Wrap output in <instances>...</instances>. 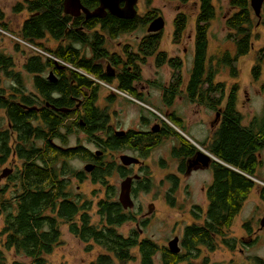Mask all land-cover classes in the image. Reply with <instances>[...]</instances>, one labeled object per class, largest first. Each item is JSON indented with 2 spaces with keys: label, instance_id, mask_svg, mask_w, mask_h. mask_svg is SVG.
Masks as SVG:
<instances>
[{
  "label": "trees",
  "instance_id": "16d2710c",
  "mask_svg": "<svg viewBox=\"0 0 264 264\" xmlns=\"http://www.w3.org/2000/svg\"><path fill=\"white\" fill-rule=\"evenodd\" d=\"M179 1L183 3L187 0ZM62 2L23 0L16 3L12 11L24 10L27 16L15 32H10L2 22L0 10L1 30L9 31L42 50L39 52L30 48L31 53L22 63V68L32 74L35 93L26 92L21 73L14 69L12 56L0 50V73L3 76L0 78V110L3 113L0 121V166L14 159L20 161L0 184V264H45V256L61 241L62 224L85 244V251L94 246L102 249L88 264H126L135 259L136 254L139 264H154L155 254H159V264H207V256L202 255L200 247L213 250L217 247L216 238L232 250L235 239L227 238L225 234L256 184L251 177L258 178L255 175L260 165L258 153L264 148V104L261 115L253 116L244 124L243 115L236 108L237 82L226 84L216 80L215 76L217 66L224 63L229 66V74L235 77L237 69L234 61L252 49L248 0H228L229 6L235 10L225 18L224 23L229 31L227 37L233 39L234 49L232 54L227 50L221 52L215 63L207 53L209 20L214 16V8L211 0H198L193 56L185 82L181 74V58L168 56L160 50V30L147 32L138 40L135 50L130 44H122L117 51H109L105 47L106 39L133 30L139 20L148 21L151 18L149 14H156V10H146L143 17L136 15L128 19L108 12L104 16L86 17L83 13L70 16L63 12ZM80 3L89 10L97 5L96 0H80ZM186 22L185 13L174 15L171 33L174 43L180 41ZM46 37L53 40L55 46H44L41 40ZM77 43L87 46L91 54L86 56L82 53L75 46ZM18 45L15 43L16 50ZM257 54L260 55L250 69L254 81L260 74L259 61L264 55V45L257 49ZM148 56L154 57L156 66L167 64L172 69L171 78L163 88L162 101L166 105L182 91L189 102L202 104L214 113L219 112L210 136L203 141L206 146L198 143L219 160L212 159L209 163L211 181L205 189L206 204L204 207L192 206V221L184 226L181 248L176 253L150 238L139 237L140 226H144L145 220L137 219V213L132 208L121 207L113 184L107 181L112 170L122 178L130 175V170L103 158L104 152L121 147L136 150L139 156L144 157L167 135L176 137L179 142L172 146V156L192 157L195 150L193 143L169 124H165L166 133L128 130L122 135L109 132L107 140L103 138L102 133H108L109 116L105 107L96 105L98 81L113 84L116 89L133 95L134 83L142 79L141 65ZM104 63H107L108 70H105ZM109 71L113 74H107ZM49 73H52L51 76H48ZM260 88L264 91V81ZM106 99L111 102L113 95L109 94ZM46 103L53 108L49 109ZM166 118L180 128L173 116ZM73 130L84 131L87 139L100 148L99 154H95L97 150L92 152L79 144L68 146V134ZM55 138L62 145L57 147L52 144ZM35 140H41V144L37 145ZM76 158L94 160L93 168L86 172H89L92 183L104 188L103 196L95 202L96 221L91 220V201L81 200V195L73 194L69 187L70 178L78 182L84 179L83 172L74 169L68 162ZM148 172L144 170L142 176L138 174L139 177L133 179L130 190L133 194L138 189L147 188L150 181L146 176ZM165 179L170 183L169 191L173 192L177 186L176 177L169 174ZM257 194L264 201L263 185L258 187ZM164 197L166 203L173 206L169 194ZM130 222L135 225L126 234L119 231L122 225ZM243 227L248 230L247 223ZM10 251L26 258L27 262L10 261L7 256ZM247 259L263 264L257 256ZM227 264L240 263L230 260Z\"/></svg>",
  "mask_w": 264,
  "mask_h": 264
},
{
  "label": "rangeland",
  "instance_id": "374dc122",
  "mask_svg": "<svg viewBox=\"0 0 264 264\" xmlns=\"http://www.w3.org/2000/svg\"><path fill=\"white\" fill-rule=\"evenodd\" d=\"M22 1L0 0V10L3 14L2 22H5L10 32H15L27 16L24 10L20 12L12 11V6ZM211 3L214 8V16L209 20L207 53L208 57H211L212 63H215V58L224 50H227L230 54L233 53V39L232 37H227L229 31L225 26L224 20L235 8L229 6L228 0H211ZM135 8L136 13L141 17L146 10L151 9L156 10L162 16L164 26L161 29L160 50L165 51L168 56H179L181 58V74L185 82L193 56L194 18L198 10V1L188 0L186 3H180L175 0H149L146 3V0H137ZM177 12L185 13L187 22L180 41L174 43L171 35L172 19ZM146 26V21L139 20L137 26L131 32L119 34L114 39L108 40L105 47L109 51H117L122 44H130L132 49L135 50L138 40L147 33ZM9 31L0 29V50L12 56L15 63L14 69L21 73L26 92H35L32 85V75L22 68V63L25 61L26 56L31 53L30 48H34ZM251 32L252 49L246 55L238 56L233 63L237 69L236 76L232 77L229 74V66L224 63H220L217 66L218 72L215 76L216 80L225 81L226 84L237 82L236 108L242 113V122L244 124H247L253 116H260L264 104V91L260 88L261 82L264 81V55L259 61L261 70L258 80L254 81L250 74L255 58L260 55L257 54V49L264 45V1L262 2L259 19L253 14L251 9ZM41 42L49 48L55 46V42L47 37L42 39ZM15 43L19 44L17 50L14 48ZM75 46L80 48L86 56L91 54L87 46H81L79 43L75 44ZM34 50L42 52L40 49ZM171 73L172 69L167 64L155 66L151 57L146 58V61L141 65L142 80L135 85L143 95H146L145 103L140 104L137 101H132V98L128 96L112 91L114 89L113 86H107L100 82V87L97 90L96 105L107 107L110 116L109 124L110 126L113 125L111 128L117 130L129 127L145 129L146 127L138 121L140 113L151 114V112H154L152 107L163 112L161 109V107L163 108V103L160 99L161 89L154 82L151 84L149 81L154 80L166 85L171 78ZM1 75L0 73V78H3ZM3 83L7 84V81H3ZM109 90L116 92L117 95H113L112 102L108 103L105 96L109 93ZM170 108V110L174 109L176 114L182 118L181 125H178L181 128H179L181 132L159 114H155L191 142L206 146L203 141L210 136V130L215 126V124L210 126V122L214 118V112L202 104L189 102L182 91L174 98ZM145 115L150 119L154 116L152 114V116ZM2 118L3 113L0 110V121ZM57 141L59 142V140ZM175 141L176 139L172 135L165 138L162 137V140L143 158L138 156L139 153L137 151L123 147L104 152L103 158L118 164V155L127 153L144 161L145 169L140 171L136 165H132L130 171V173L141 176L144 174V170L149 171L146 174L150 179L147 188L145 190L138 189L134 194H131L134 204L132 209L137 213V219L145 220L144 226H140L139 237L150 238L158 245L167 247V242L177 236V244L180 250V239L184 226L192 221L190 215V210H194L192 206L199 205L204 207L206 204L205 189L211 181V168L207 166L194 169L186 174L179 173L177 171V161L173 156H169L170 148ZM36 144L40 145L41 141L36 140ZM76 144L82 145L92 152L100 149L95 143L87 139L86 133L82 130H73L68 134L67 145L73 146ZM258 155L260 165H258L255 175L259 178L256 179L262 183L254 180L255 186L248 193L240 210L234 216L230 227L226 230L225 236L235 239V245L232 250H229L219 241V238H216L217 247L213 250L209 251L204 247H200L202 255L207 256V264H227L230 260L240 264H255L247 259L249 256L259 257L264 264V225L259 226V221L264 216V201L260 200L257 194L258 187L264 186V148L259 151ZM160 158L163 159L164 166H160ZM68 162L74 169L81 170L84 175L88 176L80 182L73 177L70 178L69 187L72 189L73 194L81 195V200L87 199L91 201V220L96 221L98 216L95 212V202L99 197L103 196L104 188L98 183H92L89 179L90 175H87L88 172L83 169L85 163L92 162L77 158L70 159ZM19 163L20 161L17 159L11 160L0 166V171L2 168L13 169ZM169 174L176 176L178 179L177 186L173 192L169 191L170 183L165 179ZM121 179L122 177L115 170H112L107 178L108 183L114 186L115 195H117ZM3 183L4 179L2 178L0 184ZM166 193L173 199V206L166 203L167 200L164 197ZM149 204L151 206L150 212H148ZM245 223L248 224V230L243 227ZM134 225L132 222L126 223L119 228V231L126 234L129 228ZM1 226L2 218L0 216ZM60 238V243L53 248L51 253L45 256V264H88L98 253L102 252V249L97 246H94L90 251H85V244L72 235L65 224L60 225ZM252 239L253 242L251 243ZM134 254L136 253L134 252ZM7 256L10 261L16 259L27 262L26 258L19 254L14 255L12 251L8 252ZM135 257V259L128 261L126 264H139L137 254ZM197 261H200V259ZM154 264H159V254L154 255Z\"/></svg>",
  "mask_w": 264,
  "mask_h": 264
},
{
  "label": "water",
  "instance_id": "95a60500",
  "mask_svg": "<svg viewBox=\"0 0 264 264\" xmlns=\"http://www.w3.org/2000/svg\"><path fill=\"white\" fill-rule=\"evenodd\" d=\"M123 2L122 5H120V2ZM264 0H249V6L251 7L253 14L259 19L260 18V10L261 5ZM98 5L93 10H88L86 7H84L80 0H63L62 2V10L64 13L69 14L70 16H76L80 12L84 13L86 17H89L91 15L93 16H104L106 12L110 13L111 15L118 17V18H132L136 14L135 10V3L137 0H97ZM164 26V19L162 16L158 15L154 17L147 25V31L149 32H155L158 30H161ZM55 63H58V60L56 58H53ZM108 67V66H107ZM106 67V68H107ZM52 73H49L48 76H51ZM108 74H112V72H108ZM51 80H54L53 78L49 77ZM48 105V103H46ZM68 111L69 109H63ZM219 112L214 113V118L210 122V126H213L217 123ZM152 131H156L157 128L153 126L151 128ZM124 132L122 130H115L114 134L122 135ZM197 147V152L193 157H190L186 160V170L189 171L191 168H203L209 166L210 161L217 160L219 161L215 156H213L210 152H208L206 149L201 147L200 145H197L196 143H193ZM100 151H95V154L98 155ZM118 159L123 165H128L132 163H139L140 161L138 158L129 155V154H119ZM93 163H85L83 165V169L85 171H90L93 168ZM12 171L11 168H2L0 171V179L5 177L7 174H9ZM139 177L138 174H131L123 177L119 181L118 186V192L116 195V199L121 205L122 208H132L133 201L130 196V188L131 183L133 179H137ZM253 180L259 181L256 178L251 177ZM261 182V181H259ZM262 183V182H261ZM151 211L150 204L148 205V212ZM264 225V216L259 221V226ZM178 238L177 236H174L172 239H170L167 242V248L173 253H176L179 251V246L177 244Z\"/></svg>",
  "mask_w": 264,
  "mask_h": 264
},
{
  "label": "flooded vegetation",
  "instance_id": "af4514ba",
  "mask_svg": "<svg viewBox=\"0 0 264 264\" xmlns=\"http://www.w3.org/2000/svg\"><path fill=\"white\" fill-rule=\"evenodd\" d=\"M97 1V0H96ZM175 1H179V0H175ZM188 1V0H187ZM187 1H185V2H183V3H186ZM198 1V0H197ZM180 2V1H179ZM137 3V2H136ZM136 3H135V5H136ZM180 3H182V2H180ZM123 4V2L121 1L120 2V5H122ZM97 5H98V2H97ZM96 5V6H97ZM198 5H199V2H198ZM213 6V5H212ZM262 6V5H261ZM94 9V8H93ZM92 9V10H93ZM89 10V9H88ZM135 10H136V8H135ZM91 11V10H90ZM137 12V11H136ZM197 12H198V10H197ZM80 13H82V12H80ZM79 13V14H80ZM177 13H179V12H177ZM176 13V14H177ZM84 14V13H83ZM85 15V14H84ZM136 15H138L137 13L134 15V16H136ZM158 15H160V14H158L157 12H156V14H149V16L148 17H151L148 21H146L147 22V25H148V23L154 18V17H156V16H158ZM139 16V15H138ZM161 16V15H160ZM139 17H141V16H139ZM143 17V16H142ZM124 19H128V18H124ZM173 20V19H172ZM145 22V21H144ZM137 26V25H136ZM146 30H147V26H146ZM132 31V30H131ZM131 31H129V32H131ZM161 31V30H160ZM147 32H149V31H147ZM122 33H128V32H122ZM122 33H119V34H122ZM162 33V32H161ZM172 33V32H171ZM118 34V35H119ZM117 35V36H118ZM116 36V37H117ZM115 38V37H114ZM114 38H111V39H114ZM111 39H106V42L108 41V40H111ZM193 39H194V35H193ZM119 49V48H118ZM151 57V59L153 60V64L155 65V63H154V57L153 56H148L147 58H150ZM146 61V60H145ZM161 65H164V64H161ZM161 65H159V66H161ZM156 66V65H155ZM107 63H105V66H104V68H105V70H108L107 68ZM109 72H112V71H109ZM108 74V73H107ZM112 74H113V72H112ZM32 75V74H31ZM187 79V78H186ZM142 80V79H141ZM140 80V81H141ZM98 82H101V83H103V84H105V85H107V86H113L114 87V85L113 84H106V83H104V82H102V81H98ZM151 84H152V82H156V81H154V80H151V81H149ZM169 82V81H168ZM137 84V82H135L134 83V92H133V95H131V94H129V93H127V92H125V91H120V90H118V89H116L115 87H114V89L112 90V91H116L117 93H119V94H124V95H126V96H128L129 98H132V101H137V102H139L140 104H143V103H145L144 102V99L146 98L145 96L146 95H143L142 94V92L141 91H139L138 89H137V87L135 86ZM160 89H161V95H160V99H161V102L163 103V108L161 107V109L163 110V112H161V111H159L158 109H156V108H154V107H152V109L154 110V112H151V114L152 115H154V116H152L150 113H140L139 114V116H138V121L142 124V125H144L146 128L145 129H133V128H127V129H118V130H122L124 133L125 132H127L128 130H133V131H144V132H153V133H159V132H162V133H166V132H168V129H167V126L165 125V124H167L163 119H166L171 125H173L171 122H170V120H168L166 117L167 116H173L174 117V119L179 123V125H181V123H182V118L181 117H179L177 114H176V111L173 109V110H170L171 108V106H172V104H173V101H174V98L176 97V96H178V94H176L173 98H172V101H171V103L169 104V105H166L163 101H162V97L164 96V91H163V88L164 87H166L167 86V83H166V85H163V84H161V85H157ZM100 87V86H99ZM112 91H110L109 90V93L105 96V99H106V97L109 95V94H112V95H117L116 94V92L114 93V92H112ZM146 92H147V90H146ZM33 93H35V92H33ZM134 95H137V96H139V97H141V99H138V98H136V96H134ZM187 100V99H186ZM106 101L109 103L110 101H108L107 99H106ZM112 102V101H111ZM197 104H199V103H197ZM77 105V104H76ZM49 109H51V108H53L52 106H50V105H46ZM105 106H103V107H101V108H104ZM105 111L107 112V114H108V111H107V107H105ZM155 113H157V114H159L162 118H159ZM145 114H148V115H150V116H152V118L150 119L148 116H146ZM108 116H109V114H108ZM110 117V116H109ZM111 126H113V125H111ZM111 126H110V124H109V127L107 128V131H108V133L107 134H103L102 133V135H103V138L104 139H106L107 138V136L109 135V132L110 133H112V134H114V131L115 130H117V129H115V128H111ZM153 126H155L156 128H157V130L156 131H152L151 130V128L153 127ZM174 126V125H173ZM176 129H178V131L179 132H181V130L179 129V128H177L176 126H174ZM183 135V134H182ZM168 136H171V135H167V136H165V137H168ZM165 137H163V138H165ZM175 139H176V141H175V143L172 145V146H174V145H177L179 142H178V140H177V138L176 137H174ZM187 140H189L188 138H186ZM49 140V142H51V140L50 139H48ZM55 140H56V142H55ZM57 140H59V139H57V138H55V139H53V143L52 144H54L55 146H57V147H59V145H60V141L58 142ZM107 140V139H106ZM41 141V140H40ZM190 141V140H189ZM35 142H36V140H35ZM191 142V141H190ZM191 143H193V142H191ZM194 145V144H193ZM197 145H199V144H197ZM172 146H171V148H172ZM195 146V145H194ZM171 148H170V151H169V156L171 155ZM111 150H113V149H111ZM133 151H136V150H133ZM197 152V147L195 146V150H194V152H193V154H192V157L195 155V153ZM148 153H150V151L148 152ZM124 154V153H123ZM125 154H127V153H125ZM130 155V154H129ZM138 155V154H137ZM139 156V155H138ZM172 156V155H171ZM135 157V156H134ZM140 157V156H139ZM146 157V156H145ZM174 157V156H173ZM136 158H138V157H136ZM140 158H143V157H140ZM140 158H138V160L140 161L139 163H132V164H128V165H123V164H121V162L119 161V165L120 166H123L125 169H127V170H130L131 171V166L132 165H136L137 166V168L141 171V170H143V169H145V167H146V165H145V163H144V161L142 160V159H140ZM175 158V160L177 161V171L179 172V173H188V172H191V171H193L194 169H197V168H199V167H197V168H191L189 171H187L186 170V165H187V163H186V160H187V158L188 157H183V156H179V157H174ZM89 161L90 162H92V163H94V160L92 159V158H90L89 159ZM159 164H160V166H164V164H163V159L162 158H160L159 159ZM181 164H182V169L180 170V166H181ZM89 174V172L87 173V175ZM131 174H135V173H131ZM130 174V175H131ZM83 178H86V177H88V176H86V175H84L83 174ZM176 177V176H175ZM176 179H177V177H176ZM178 180V179H177ZM132 182H133V180H132ZM131 186H132V183H131ZM130 190H131V188H130ZM131 194H132V192L130 191V196H131Z\"/></svg>",
  "mask_w": 264,
  "mask_h": 264
},
{
  "label": "built area",
  "instance_id": "2783aa9c",
  "mask_svg": "<svg viewBox=\"0 0 264 264\" xmlns=\"http://www.w3.org/2000/svg\"><path fill=\"white\" fill-rule=\"evenodd\" d=\"M32 48H34V49H38V48H36V47H33V46H32Z\"/></svg>",
  "mask_w": 264,
  "mask_h": 264
}]
</instances>
